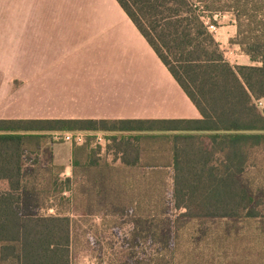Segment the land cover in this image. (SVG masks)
I'll return each instance as SVG.
<instances>
[{
  "label": "trees",
  "instance_id": "obj_1",
  "mask_svg": "<svg viewBox=\"0 0 264 264\" xmlns=\"http://www.w3.org/2000/svg\"><path fill=\"white\" fill-rule=\"evenodd\" d=\"M116 2L201 119L0 120V264H264V0ZM214 13L251 65L224 59ZM69 132L91 135L63 179Z\"/></svg>",
  "mask_w": 264,
  "mask_h": 264
},
{
  "label": "crops",
  "instance_id": "obj_2",
  "mask_svg": "<svg viewBox=\"0 0 264 264\" xmlns=\"http://www.w3.org/2000/svg\"><path fill=\"white\" fill-rule=\"evenodd\" d=\"M200 119L116 0H0V120Z\"/></svg>",
  "mask_w": 264,
  "mask_h": 264
},
{
  "label": "rangeland",
  "instance_id": "obj_3",
  "mask_svg": "<svg viewBox=\"0 0 264 264\" xmlns=\"http://www.w3.org/2000/svg\"><path fill=\"white\" fill-rule=\"evenodd\" d=\"M203 21H205L208 28L213 27V30L209 29V31L213 35L215 41L218 43L219 48L224 55V59L232 66H247L245 64H248L249 62L242 57L244 54L241 52L240 48L237 45L231 44L230 43L231 40L229 42L225 41V39L228 36H230L231 29L229 28V26L231 22L234 21L233 17L228 13H223V14L214 13L212 15L205 14L203 17ZM234 25H235V21H234ZM1 59H5V58H1ZM104 144L106 145L107 142L105 141ZM69 145H71V143H64L57 145L56 152L58 153L62 149L68 148ZM105 145L102 147H105ZM253 158L257 160L258 163L257 167L259 168V170H261V174L264 175V150H258L255 153H253ZM79 229L81 228H78V231ZM130 229H131L130 227L124 228L122 231L123 233H121V237L127 238ZM81 231L82 230H80V232ZM79 260L81 261L80 262L81 264H91V262L86 258H82Z\"/></svg>",
  "mask_w": 264,
  "mask_h": 264
},
{
  "label": "built area",
  "instance_id": "obj_4",
  "mask_svg": "<svg viewBox=\"0 0 264 264\" xmlns=\"http://www.w3.org/2000/svg\"><path fill=\"white\" fill-rule=\"evenodd\" d=\"M210 30H213V27H209ZM258 107L262 108L264 107V101H260L258 103ZM91 135L87 134L84 132H69V133H61V134H56L55 139H61L65 143H76V144H82L84 142L85 136ZM96 141L99 145L104 146L105 144V139H104V134L102 133H97L95 134Z\"/></svg>",
  "mask_w": 264,
  "mask_h": 264
}]
</instances>
